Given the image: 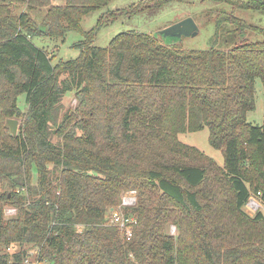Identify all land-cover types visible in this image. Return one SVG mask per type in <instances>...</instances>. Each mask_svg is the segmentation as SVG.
<instances>
[{
  "label": "trees",
  "instance_id": "obj_1",
  "mask_svg": "<svg viewBox=\"0 0 264 264\" xmlns=\"http://www.w3.org/2000/svg\"><path fill=\"white\" fill-rule=\"evenodd\" d=\"M11 1L0 0V264H25L30 248L36 264H264V213L244 210L258 192L264 203V122L248 120L258 78L264 86V38L246 36L264 37V26L220 12L207 49L136 29L98 46L106 20L89 30L82 21L112 0H25L46 8L40 22ZM231 4L264 13V0ZM227 22L236 28L220 48ZM71 31L83 35L80 55L55 64L33 41ZM71 92L77 104L63 109ZM9 118H22L16 136ZM206 126L224 165L179 137ZM131 190L126 240L108 214ZM10 204L18 213L8 218Z\"/></svg>",
  "mask_w": 264,
  "mask_h": 264
},
{
  "label": "rangeland",
  "instance_id": "obj_2",
  "mask_svg": "<svg viewBox=\"0 0 264 264\" xmlns=\"http://www.w3.org/2000/svg\"><path fill=\"white\" fill-rule=\"evenodd\" d=\"M52 1L54 4L64 3V0ZM141 1L151 0H112L109 5L85 16L82 21L83 28L85 30L91 29L96 25L99 18H102L103 21L106 20L104 26L99 30L94 44L98 46H107L111 39L120 32L136 29L155 35L167 26L177 23L184 18L193 17L200 28V31L196 36H182L181 38L159 37L161 41L166 44L181 42L183 47L187 49H207L212 46V39L216 29V20L220 12H233L235 15L244 18L251 23L264 26L263 12L243 9L231 4L232 2L237 3L238 1L246 0H171L163 6H152L145 10L135 12V7L133 5ZM10 6L15 14L26 10L37 20V22L42 20V16L46 10V8L40 9L39 7L30 9V6H28V3L25 0H12ZM234 28H236V25L233 23L227 22L224 24V30L218 47L228 48L231 46H229L225 40H228V38H226L227 30ZM246 36L251 41L262 40L264 38L262 34L253 30H248ZM231 37L232 41L234 39L235 41L239 39V37ZM231 37L229 36V38ZM82 39L83 35L80 32L71 31L67 33L65 38L39 36L33 38V41L47 51L52 62L55 64L60 59L68 60L77 58L80 55L81 50L74 47V43ZM76 104L77 99L75 98V93L71 92L63 100V109L75 106ZM19 106L23 111H27L25 94L20 95ZM18 119L20 128L22 118ZM248 120L254 125H261L264 122V86L259 78L256 83V109L248 113ZM179 137L182 141L195 145L207 155L214 157L220 165H224V155L222 150L216 149L209 142V128L207 126L199 131L181 133L179 134ZM253 157L256 159L255 154H253ZM253 168H255V170L258 168L257 162ZM136 194L138 197L137 192ZM5 210L6 217L8 218L13 217L18 213V207L11 204L7 205ZM244 210L251 216H254L258 211H263L264 213V203L262 202V207L257 211L251 210L247 205L244 206ZM165 232L177 237L179 234L177 224L169 222L166 226ZM18 249V244L11 245L9 247V252H14ZM37 253V248H30L28 250L25 264H36L35 257Z\"/></svg>",
  "mask_w": 264,
  "mask_h": 264
},
{
  "label": "built area",
  "instance_id": "obj_3",
  "mask_svg": "<svg viewBox=\"0 0 264 264\" xmlns=\"http://www.w3.org/2000/svg\"><path fill=\"white\" fill-rule=\"evenodd\" d=\"M260 196L261 192L251 195L246 205L253 211L259 210L262 207ZM137 200L135 190L127 191L122 195L119 205L109 210L108 220L110 224L117 227L126 240L132 239L136 222V217L131 212H128V209L134 207L137 204Z\"/></svg>",
  "mask_w": 264,
  "mask_h": 264
},
{
  "label": "water",
  "instance_id": "obj_4",
  "mask_svg": "<svg viewBox=\"0 0 264 264\" xmlns=\"http://www.w3.org/2000/svg\"><path fill=\"white\" fill-rule=\"evenodd\" d=\"M200 31L199 26L193 17H187L183 20L167 26L157 32L155 35L162 37L181 38L182 36H196ZM7 124L13 136H16L19 129V119L9 118Z\"/></svg>",
  "mask_w": 264,
  "mask_h": 264
}]
</instances>
